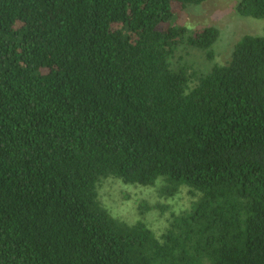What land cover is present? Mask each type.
<instances>
[{
    "label": "trees",
    "instance_id": "1",
    "mask_svg": "<svg viewBox=\"0 0 264 264\" xmlns=\"http://www.w3.org/2000/svg\"><path fill=\"white\" fill-rule=\"evenodd\" d=\"M204 1L0 0V264H264V36L174 66L214 58L219 29L174 24ZM106 179L196 199L158 236Z\"/></svg>",
    "mask_w": 264,
    "mask_h": 264
},
{
    "label": "rangeland",
    "instance_id": "2",
    "mask_svg": "<svg viewBox=\"0 0 264 264\" xmlns=\"http://www.w3.org/2000/svg\"><path fill=\"white\" fill-rule=\"evenodd\" d=\"M241 0H206L175 15L174 24L186 27L190 33L213 26L220 36L213 46L214 58L206 52L181 44L172 63L186 64L199 73H208L214 64L226 63L235 44L245 35L264 36V18L244 17L237 13ZM162 183L154 187L125 184L117 179L103 180L98 192L102 204L111 214L128 223L144 221L159 236L168 226L172 214L189 210L196 197L182 189L173 197L161 192Z\"/></svg>",
    "mask_w": 264,
    "mask_h": 264
}]
</instances>
